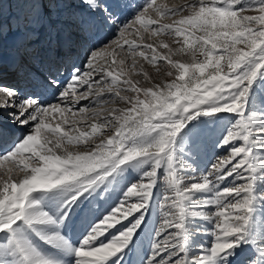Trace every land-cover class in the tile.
Listing matches in <instances>:
<instances>
[{"label": "snow or ice", "instance_id": "snow-or-ice-1", "mask_svg": "<svg viewBox=\"0 0 264 264\" xmlns=\"http://www.w3.org/2000/svg\"><path fill=\"white\" fill-rule=\"evenodd\" d=\"M16 2L115 38L0 71V264H264V0Z\"/></svg>", "mask_w": 264, "mask_h": 264}, {"label": "rangeland", "instance_id": "rangeland-1", "mask_svg": "<svg viewBox=\"0 0 264 264\" xmlns=\"http://www.w3.org/2000/svg\"><path fill=\"white\" fill-rule=\"evenodd\" d=\"M76 2L78 3L79 0H76ZM131 2L133 4H136V3H142L143 0H131ZM167 2L169 4H179L182 2V0H167ZM0 4H2V8H0V61L1 60L8 61L10 55L14 52H18V49L22 48V45L27 43L29 40L35 45L36 44L43 45L47 43L46 38L49 37L50 32L53 30H57V27L60 26L65 27L66 24L76 29V32L80 31L81 36L83 35V37H86L87 40V43L85 45L79 42L78 46H74L70 51L71 62L77 63V66H79L80 62L83 61L85 51L88 48H91L93 46L99 47L100 46L98 43L99 40H104L105 42H107L108 39L115 38L110 30L101 29L98 36L95 34V30L92 31L85 30L83 32L81 31L77 16L81 12H87V8L83 4L80 5L79 9H77L75 6H73L72 8H65L63 5H61L59 8L53 7L51 12L50 23L45 27L38 26L36 29L38 34L36 36L26 37L24 32L18 29L15 22V17L20 12V7L18 6L16 0H0ZM73 12H76L77 15H73ZM125 15H128L127 11H125ZM56 16L58 17V21L55 19ZM17 38L18 41H20V43L19 46L17 47L18 49H15L16 48L15 42ZM146 67L147 70H149L150 74L156 76V74L154 73V71L150 66H146ZM160 67L162 69L161 75H163V64H161ZM6 77L7 79L4 82L7 83L13 81L14 79V75L11 71H8ZM9 131L12 136H15L18 135L20 132H23L24 129L9 126ZM210 156H211V152L209 151L206 154L205 159L202 160L201 163H206L207 159ZM197 239L199 240L200 238L198 237ZM148 243H149L148 239L145 238L144 245L142 247H146Z\"/></svg>", "mask_w": 264, "mask_h": 264}, {"label": "bare ground", "instance_id": "bare-ground-1", "mask_svg": "<svg viewBox=\"0 0 264 264\" xmlns=\"http://www.w3.org/2000/svg\"><path fill=\"white\" fill-rule=\"evenodd\" d=\"M55 18H56V17H55ZM53 20H54V19H53ZM74 31H76V29H74ZM78 37H81V35H80V34H79L78 36L75 35V37H74V41H75V43H74L73 47H74V46H78V43H79V42H80L81 44H83V45H85V44L87 43L86 38L83 39V40H77ZM22 50H23V48H19V49H18V52H20V51H22ZM67 55H68L69 57H71V56H70V52L67 53Z\"/></svg>", "mask_w": 264, "mask_h": 264}]
</instances>
